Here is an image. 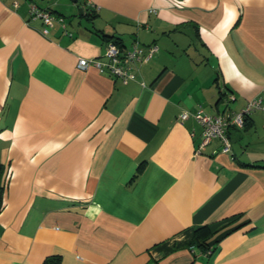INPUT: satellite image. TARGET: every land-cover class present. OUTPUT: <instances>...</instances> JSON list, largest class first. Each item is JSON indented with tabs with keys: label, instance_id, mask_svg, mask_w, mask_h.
Masks as SVG:
<instances>
[{
	"label": "crops",
	"instance_id": "0c3cea01",
	"mask_svg": "<svg viewBox=\"0 0 264 264\" xmlns=\"http://www.w3.org/2000/svg\"><path fill=\"white\" fill-rule=\"evenodd\" d=\"M106 36L157 52L125 84L79 69ZM258 98L264 0H0V264H264V113L231 153L178 118Z\"/></svg>",
	"mask_w": 264,
	"mask_h": 264
},
{
	"label": "built area",
	"instance_id": "2783aa9c",
	"mask_svg": "<svg viewBox=\"0 0 264 264\" xmlns=\"http://www.w3.org/2000/svg\"><path fill=\"white\" fill-rule=\"evenodd\" d=\"M86 5L88 6L90 4L87 2ZM150 11L156 13L155 9H151ZM29 14L32 18H39L42 20L45 26L42 29L43 35L47 34L48 27L52 26L54 22H62V18L52 14L50 9L40 8L37 4L32 2L29 4ZM65 33L71 35L68 31ZM156 52L157 46L154 44L148 45L145 50L140 44L134 42L129 49L123 50L118 44L109 40L105 42V62L95 58H80L77 67L81 70H86L90 66H93L125 84L136 79L135 64L148 61ZM231 99H233V97H231ZM254 111L264 113V101L259 98L252 99L239 111L219 114H208L202 109H198L193 113L183 110L178 115V118L180 121H184L192 117L201 126L202 140L199 149L204 148L211 140L217 139L220 142V152L231 153L232 144L229 137L230 128L242 129L245 118Z\"/></svg>",
	"mask_w": 264,
	"mask_h": 264
},
{
	"label": "trees",
	"instance_id": "16d2710c",
	"mask_svg": "<svg viewBox=\"0 0 264 264\" xmlns=\"http://www.w3.org/2000/svg\"><path fill=\"white\" fill-rule=\"evenodd\" d=\"M88 8L93 11L92 6H89ZM109 40H112L116 44H120L118 38H116L115 36H106L105 41H109ZM247 119L248 117H246L244 120L243 128L246 125ZM2 174H3V166L0 163V182L2 180ZM215 233H216L215 231L211 232L207 227L196 229L194 230L193 237L190 241L189 246L199 247L202 249V252L204 253L210 252V247L208 246L207 243L214 236ZM42 264H60V257L59 256L48 257L43 261Z\"/></svg>",
	"mask_w": 264,
	"mask_h": 264
},
{
	"label": "rangeland",
	"instance_id": "374dc122",
	"mask_svg": "<svg viewBox=\"0 0 264 264\" xmlns=\"http://www.w3.org/2000/svg\"><path fill=\"white\" fill-rule=\"evenodd\" d=\"M81 22H82V24H85V23H86V21H85L84 19H82V21H81Z\"/></svg>",
	"mask_w": 264,
	"mask_h": 264
}]
</instances>
